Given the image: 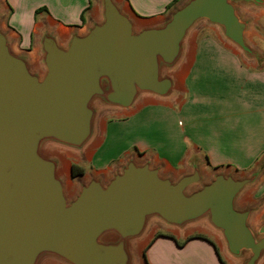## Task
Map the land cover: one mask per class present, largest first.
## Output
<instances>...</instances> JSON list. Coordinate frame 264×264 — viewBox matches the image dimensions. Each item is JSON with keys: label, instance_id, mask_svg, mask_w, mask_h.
I'll return each mask as SVG.
<instances>
[{"label": "water", "instance_id": "water-1", "mask_svg": "<svg viewBox=\"0 0 264 264\" xmlns=\"http://www.w3.org/2000/svg\"><path fill=\"white\" fill-rule=\"evenodd\" d=\"M100 2L101 22L84 35L73 34L65 46L54 34L42 36L43 73L14 52L0 27V264H134L132 244L154 222L178 230L206 223L232 258L259 264L264 223L255 229L252 217L260 207L241 210L237 201L262 167L242 178L221 170L206 182L199 160L173 179L151 160L130 157L108 182L81 181L69 198L51 150L83 153L100 111L128 110L144 95L171 97V73L201 21L260 61L241 8L264 9V0H186L165 22L140 30L116 0Z\"/></svg>", "mask_w": 264, "mask_h": 264}, {"label": "crops", "instance_id": "crops-1", "mask_svg": "<svg viewBox=\"0 0 264 264\" xmlns=\"http://www.w3.org/2000/svg\"><path fill=\"white\" fill-rule=\"evenodd\" d=\"M116 1L140 30L165 22L186 0ZM1 2V29L9 36L14 52L27 58L38 73L44 72L40 42L45 33L54 34L65 46L73 34L84 35L102 19L100 0ZM241 14L250 22L247 42L259 53L260 61L245 57L225 40L220 28L207 21L198 23L171 73V97L144 95L128 110H103L104 125L88 148L83 153L65 151L72 154L67 156L71 167L84 169V175L75 179L74 195L67 193L69 198H74L79 183L90 177L108 182L131 156L139 163L151 160L164 176L173 179L190 172L189 164L199 160L206 182L221 170L242 178L262 167L237 207H260L253 214L252 225L257 229L264 223H259L264 217V9L244 6ZM157 116H161V137L155 146L142 139L131 140L134 155L128 151L123 158L109 162L102 158L106 145L119 138L123 128L140 130L144 135L142 132L148 131L144 122ZM260 196L263 200L256 203L254 197ZM153 224L156 226L132 244L134 264H240L227 253L222 237L205 223L185 230ZM259 264H264V257Z\"/></svg>", "mask_w": 264, "mask_h": 264}, {"label": "rangeland", "instance_id": "rangeland-1", "mask_svg": "<svg viewBox=\"0 0 264 264\" xmlns=\"http://www.w3.org/2000/svg\"><path fill=\"white\" fill-rule=\"evenodd\" d=\"M37 67L39 68V66H37ZM103 116H104V111H100L98 121L96 123V134H95L94 138H96V136L98 135V132L100 130V125H101V127H103V125H104ZM159 117H161V116L155 117L156 118L155 120L153 119L152 121L144 122L145 128H148V131L142 132V133H144V135H141L140 130L130 129V127L129 128L128 127L123 128L122 131L120 132V137L119 138L117 137V139H115V141H113V143L110 146H108V144L106 145L105 149L101 153L102 158L105 161L109 162V161H117L120 158H123L125 156L126 152H128V151H130V153H132V155H134L136 151H135V147H133V145H131V140L135 141L136 139H142V141L150 142V143H152L153 146H155L160 141V137H161V135H160L161 128H160V123H159ZM65 151L66 150H63L62 152L57 151L54 153L62 161L61 166H62V172L65 175L66 191L69 195L73 196L74 195L73 194V187L75 184L76 177H73V175H72V167H71L70 163L68 162V158H67V156L72 155V154L65 153ZM48 152L50 153V149L48 150ZM131 157H133V156H131ZM65 164L68 165L67 169L65 167ZM199 188H200L199 185L193 186L189 190V192H193L194 190H197ZM254 200L256 203H258L259 200L260 201L263 200V197L260 196L259 199L254 197ZM259 219L260 218L257 217V220H259ZM261 221H264V217H263V220H259V223ZM154 226H156V224L155 225L151 224L149 230L151 228H154ZM40 264H60V263L55 262V261H50V258H46Z\"/></svg>", "mask_w": 264, "mask_h": 264}, {"label": "trees", "instance_id": "trees-1", "mask_svg": "<svg viewBox=\"0 0 264 264\" xmlns=\"http://www.w3.org/2000/svg\"><path fill=\"white\" fill-rule=\"evenodd\" d=\"M72 175H73V177H81V176L84 175V169L82 167H80V166L73 165L72 166ZM196 237L202 238L201 236H196ZM179 245H181V244H179Z\"/></svg>", "mask_w": 264, "mask_h": 264}, {"label": "bare ground", "instance_id": "bare-ground-1", "mask_svg": "<svg viewBox=\"0 0 264 264\" xmlns=\"http://www.w3.org/2000/svg\"><path fill=\"white\" fill-rule=\"evenodd\" d=\"M65 167H66V169L68 168V165L67 164H65Z\"/></svg>", "mask_w": 264, "mask_h": 264}]
</instances>
